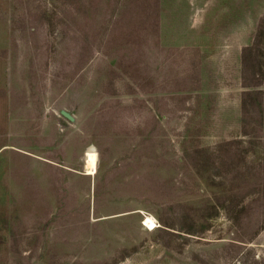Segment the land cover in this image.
I'll return each instance as SVG.
<instances>
[{
    "label": "rangeland",
    "instance_id": "rangeland-1",
    "mask_svg": "<svg viewBox=\"0 0 264 264\" xmlns=\"http://www.w3.org/2000/svg\"><path fill=\"white\" fill-rule=\"evenodd\" d=\"M0 264H264V0H0Z\"/></svg>",
    "mask_w": 264,
    "mask_h": 264
},
{
    "label": "trees",
    "instance_id": "trees-1",
    "mask_svg": "<svg viewBox=\"0 0 264 264\" xmlns=\"http://www.w3.org/2000/svg\"><path fill=\"white\" fill-rule=\"evenodd\" d=\"M250 50V47H246V49H244V56H243V65L247 68V66L250 64V61L247 59V52ZM243 86L245 88H247V90L244 91L243 95H244V99H245V102H244V107H243V117L245 116V114L247 115L248 112H247V104H246V98H249V96H252V95H257L258 93V90L257 89H252L251 87H253L254 85L252 83H250L247 78L244 79V82H243ZM247 133V131H246ZM247 135V134H246ZM168 226V225H166Z\"/></svg>",
    "mask_w": 264,
    "mask_h": 264
},
{
    "label": "bare ground",
    "instance_id": "bare-ground-1",
    "mask_svg": "<svg viewBox=\"0 0 264 264\" xmlns=\"http://www.w3.org/2000/svg\"><path fill=\"white\" fill-rule=\"evenodd\" d=\"M86 169H87L88 173H91V174L93 173V171L95 169V162L93 161L92 158H88L86 160ZM155 223H157V222L155 221V219L153 217H146L145 218V224H147L151 228L155 227Z\"/></svg>",
    "mask_w": 264,
    "mask_h": 264
},
{
    "label": "water",
    "instance_id": "water-1",
    "mask_svg": "<svg viewBox=\"0 0 264 264\" xmlns=\"http://www.w3.org/2000/svg\"><path fill=\"white\" fill-rule=\"evenodd\" d=\"M62 114H63L65 117H67L69 120H73V117H72L71 115L67 114L66 112L63 111Z\"/></svg>",
    "mask_w": 264,
    "mask_h": 264
}]
</instances>
